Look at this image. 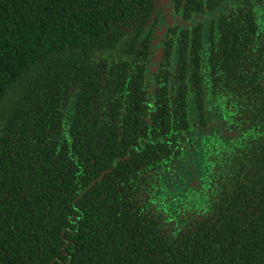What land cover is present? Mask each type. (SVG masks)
Wrapping results in <instances>:
<instances>
[{
	"label": "trees",
	"instance_id": "obj_1",
	"mask_svg": "<svg viewBox=\"0 0 264 264\" xmlns=\"http://www.w3.org/2000/svg\"><path fill=\"white\" fill-rule=\"evenodd\" d=\"M154 2L0 0V264H264V21Z\"/></svg>",
	"mask_w": 264,
	"mask_h": 264
},
{
	"label": "flooded vegetation",
	"instance_id": "obj_2",
	"mask_svg": "<svg viewBox=\"0 0 264 264\" xmlns=\"http://www.w3.org/2000/svg\"><path fill=\"white\" fill-rule=\"evenodd\" d=\"M226 6L229 7L231 12L244 13L242 14L243 17H246V13H248L264 21V0H180L179 12H177L173 0L172 11L170 13V24H166V14L164 13L161 15L162 7H158L155 16L153 18L151 17V25L152 20H155L152 33L155 28L159 26V28L162 29L159 34V40L161 41L166 32H171L168 31V28L176 22L178 23L179 28L183 29L188 35L195 33L200 37L199 39L197 38L195 45L200 53H205L210 49V42L212 41V38L209 37V35H214L216 33L219 20L218 15ZM159 18H161V21ZM154 38L155 37L153 36L152 43L154 44L155 51L151 55V59L147 64L149 68L147 75L150 77V64L157 52V45L154 42ZM176 47L177 45L174 44V50L171 53L172 59L176 56ZM189 48L191 49V46ZM149 90H152L151 86L149 87Z\"/></svg>",
	"mask_w": 264,
	"mask_h": 264
},
{
	"label": "water",
	"instance_id": "obj_3",
	"mask_svg": "<svg viewBox=\"0 0 264 264\" xmlns=\"http://www.w3.org/2000/svg\"><path fill=\"white\" fill-rule=\"evenodd\" d=\"M172 2H173V0H155L154 7L152 9L151 17L153 18L155 16L158 7H162L161 15H163L164 13L166 14V16H165L166 24L169 25L170 24V13L172 11ZM159 20L161 21V18H159ZM150 23H151V20L149 21V24ZM161 30L162 29H160L159 26H157L152 33L153 36L155 37L154 42L157 45V52L153 57L152 63L150 64L151 70L155 69V67L157 66L158 59L160 58V55L163 51V45H162L161 41L159 40V34L161 33ZM152 76H153V74L151 72V77ZM103 172H104V170H102L101 173H103Z\"/></svg>",
	"mask_w": 264,
	"mask_h": 264
}]
</instances>
